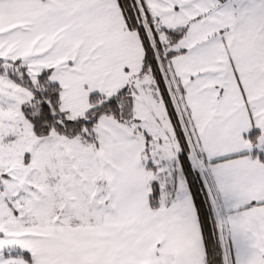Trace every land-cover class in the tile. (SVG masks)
Returning a JSON list of instances; mask_svg holds the SVG:
<instances>
[{"label":"snow or ice","instance_id":"obj_1","mask_svg":"<svg viewBox=\"0 0 264 264\" xmlns=\"http://www.w3.org/2000/svg\"><path fill=\"white\" fill-rule=\"evenodd\" d=\"M0 264H264V0H0Z\"/></svg>","mask_w":264,"mask_h":264}]
</instances>
